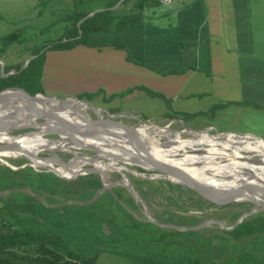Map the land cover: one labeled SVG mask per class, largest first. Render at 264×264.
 I'll return each mask as SVG.
<instances>
[{"label": "crops", "instance_id": "1", "mask_svg": "<svg viewBox=\"0 0 264 264\" xmlns=\"http://www.w3.org/2000/svg\"><path fill=\"white\" fill-rule=\"evenodd\" d=\"M174 7L163 17L135 24L117 34L123 41L125 36H131V43L138 39L143 53L157 59L153 65L132 56L127 60L124 49L112 46L77 44L70 49H55L71 51L69 77L80 84L72 89L75 96L66 97L102 89L92 99H98L107 112L117 115L129 113L120 109V101L146 98L151 104L149 110L163 115L166 98L171 109L178 112H203L193 118L204 123L202 129L238 132L264 140V0H187L184 4L175 3ZM105 33L104 37L116 35ZM178 40L189 44L171 45ZM47 51L42 89L49 86V79L66 69L58 60L48 62ZM127 64L139 66L127 69ZM175 69L182 72L164 73ZM144 87L161 96L149 95ZM126 89L127 93H118ZM110 94L112 97L107 100ZM128 95L134 97L125 99ZM64 105L70 106L68 101ZM75 105L80 110L85 108ZM213 106L216 108L210 116L207 112ZM132 115L139 119L138 113ZM145 119L154 122V117ZM257 148L264 151L262 146Z\"/></svg>", "mask_w": 264, "mask_h": 264}, {"label": "rangeland", "instance_id": "2", "mask_svg": "<svg viewBox=\"0 0 264 264\" xmlns=\"http://www.w3.org/2000/svg\"><path fill=\"white\" fill-rule=\"evenodd\" d=\"M39 0H0V41L1 37L5 34H8L15 28H21V38L24 40H28V42H24L23 44L15 43L11 44L9 48L4 52L0 53V60L3 62L7 61H18L25 58V56L29 55V48L34 44L44 43L47 40H53L58 36L65 26L66 22H62L60 20L61 16H65L71 13L75 8H78L76 3H73L74 0H52L42 15L38 18H35V4ZM65 1V2H64ZM98 1L88 3L87 7L94 6L97 4ZM117 5V4H116ZM121 7H124L121 5ZM91 8V7H90ZM160 10L163 11H171L174 9V4H167L163 3L160 7ZM95 10V9H94ZM51 11H55L53 14ZM162 19H165L162 18ZM46 27L45 33H40L39 29L42 27ZM106 31H95L92 32L88 37L90 39H97L100 37H104L107 35ZM129 37H124V41L119 37V39L128 47L126 43L130 45L128 49L130 57L136 59L137 61H147L148 64L153 63L157 60L150 59L143 53L142 43L140 41L135 40L134 43L130 42ZM28 48V49H27ZM125 50V49H124ZM126 51V50H125ZM48 62L50 61H59L60 65H63L66 69L62 74L59 72L58 77H53L49 79V86L42 90V95H53L56 98H64L66 96H75V92H73V88L77 85H80L78 82L71 80L69 77L70 74V59L71 51H57L55 49H50L47 51ZM132 53V54H131ZM30 56H28L29 58ZM27 59V58H26ZM25 59V60H26ZM133 66V67H132ZM130 66L127 64L126 68H135L137 65ZM1 67V63H0ZM1 74V72H0ZM136 75L135 81L136 82ZM42 83V82H41ZM56 83V84H55ZM128 83H126V86ZM53 87L55 88L53 90ZM134 95H128L125 99H132ZM78 98V97H77ZM85 100V99H83ZM149 99H145L142 101H128L125 102L124 100L120 101L121 106L120 109H126L129 113H119V115L107 112L104 104L99 102L98 99L94 98L87 102L91 103L92 105H99L98 113L103 118H111L113 121H119L127 126H132L135 128H140L141 126L148 125L154 127H165L166 129H152V127L145 128L147 133L155 134L157 138L162 143H174L176 142L175 134H179L182 139L193 138V136L189 133L190 130H201V127H204V123L200 120L193 119L190 122L183 123L180 120L176 119H161L162 115L161 112H157L154 110H149V106H151L150 102L147 101ZM69 103V107H77L81 103ZM84 106L83 104H81ZM81 106V107H82ZM85 107V106H84ZM51 108H55L52 106ZM85 111L88 112V115L91 119H96L97 114L92 112L89 108H85ZM133 113L139 114V119L137 116L132 115ZM208 114V113H207ZM70 115V114H69ZM72 116V115H70ZM147 117H154V122L147 121L145 119ZM201 118V117H200ZM34 122L40 124L41 122L39 119H34ZM28 125V124H27ZM34 124L30 125L33 126ZM10 129V130H9ZM7 132L20 137V138H39L45 139L48 141L57 140L59 137L57 134L53 133H42L38 128H9ZM204 129V128H203ZM208 131L206 134H211L215 136L217 132L216 129H212L207 127ZM46 131V130H44ZM167 133H162V132ZM157 132V133H156ZM161 132V133H160ZM198 133V132H197ZM196 134V133H195ZM239 136H234L236 139ZM1 142V141H0ZM4 143V142H3ZM6 144V143H4ZM65 145V144H59ZM104 148L107 150H113L112 146L107 145V143L103 144ZM247 146V145H245ZM196 147H202V145H195L192 147H186V150L193 151ZM204 147H207L204 146ZM10 148V147H9ZM9 148L0 150V153L7 154L5 156L0 155V159L7 162V166L11 167L12 169L20 168L25 166L24 164L29 161L27 158L30 159L29 166L31 165L37 171L46 170V167L39 165L38 162H34L30 156H27L26 153L23 152H16L13 155H8ZM71 151H50V150H40L38 155L47 156L49 160L48 165L54 168H60L59 162H57L58 157L60 161L67 162L64 165H68V167L72 166V159L75 155L85 158H91L95 162H101L102 164H109L112 163L114 165L123 166L125 178L128 183L138 192L142 203L135 200L133 197V202L130 201L131 197L123 192V197L121 199L112 198V193L110 191V187L112 185L111 182L115 181V175L117 171L113 169H98L100 172L97 173L100 176L102 183H109L107 186H104L100 190H98L92 200L96 199L99 195L100 191L103 192L101 199L107 205V207L113 209L115 211L116 217L110 216L109 211L106 207H102L100 211L103 212L104 217L99 215L95 216L94 227L96 233L92 232L88 225H82L80 218H77L76 221L78 223L75 226V230L79 231V235L77 236L76 233L73 236L74 239L78 241H82L84 244V239L92 238L94 242V247H103L101 253L99 254L97 261L95 264H135L136 261H132L130 257H134L136 253H150L152 252L157 258L163 259V264H175L176 258H180L179 264H209L210 261L213 263L216 262H224L227 259V256L231 254H236L237 248L229 249L225 248L224 246V238L222 235H216L215 233H220L219 230L223 229L224 227L231 226L230 224L239 216L253 205V202L249 200H236L231 202L228 206L236 210H229L224 206H220L215 204L214 202L202 197L193 189L189 188L188 186L174 183L163 176H159L157 171L154 170H145L139 171L137 170L136 165L134 164H125L124 162H119L112 159H107L103 156L97 155V153L92 152L89 149L85 148H74L68 147ZM264 150V148H263ZM264 154V151H261ZM245 157L259 159L262 158L261 155L257 154L254 151H242ZM27 158H25L24 156ZM105 156V155H104ZM264 157V155H263ZM25 158L26 162L21 165L16 166L15 161ZM129 159L128 157H125ZM225 156H217L215 161L217 160H224ZM71 162V163H70ZM0 163H2L0 161ZM4 164V163H2ZM72 171L74 172H85L87 171L86 168L90 167V164H80L77 166H72ZM129 169V171L126 170ZM133 171V172H132ZM244 171H250L249 169H244ZM141 172V173H140ZM118 173V172H117ZM142 175V176H141ZM119 180V179H118ZM191 189L193 192H190ZM132 196V195H131ZM202 197V199L200 197ZM249 196H253L250 194ZM242 197V196H240ZM49 199V205H53L55 203H60L56 199ZM84 201H87L86 199ZM91 200L85 202L88 203ZM227 201V200H226ZM78 202V201H77ZM79 204L83 202H78ZM135 204H138L137 206ZM144 207L149 214V217L153 220L152 224L158 223V225L162 230L156 229L154 226H151L146 223L144 219L147 218L144 216ZM262 211V210H261ZM44 212L46 214H51L50 209H45ZM135 217L137 220L142 221V225L131 228L130 226H126L125 223L129 220L130 216ZM194 218L196 223L201 224L203 220L211 221L205 226H201L199 228L193 229V231L180 230V227L190 228L196 225H191L192 222L190 221V225H188V218ZM247 217V216H246ZM244 217V218H246ZM243 218V219H244ZM217 221H220L219 224ZM155 222V223H154ZM157 225V224H156ZM85 227V228H84ZM179 227V228H178ZM220 228V229H219ZM175 229V230H173ZM225 229V228H224ZM193 232V233H192ZM127 235L126 239L120 240L116 243H107L104 242L105 239H112L121 237L123 235ZM215 234V235H214ZM211 235L212 241L219 240V242H210L207 241ZM222 239V242H221ZM209 240V239H208ZM249 240L248 237H243L237 243L245 244V242ZM223 243V244H222ZM113 246L116 248V255L115 257L112 256L113 254L109 252V249L106 247ZM117 250L121 253V257H118ZM91 251V250H90ZM89 250L86 252L89 253ZM261 250L255 249L254 252L260 253ZM131 253V255H129ZM169 256L171 258L167 257ZM173 257V258H172ZM176 257V258H174ZM197 259H196V258ZM205 257V261H202L200 258ZM196 259V261H195ZM216 261V262H215Z\"/></svg>", "mask_w": 264, "mask_h": 264}, {"label": "trees", "instance_id": "3", "mask_svg": "<svg viewBox=\"0 0 264 264\" xmlns=\"http://www.w3.org/2000/svg\"><path fill=\"white\" fill-rule=\"evenodd\" d=\"M52 0H39L35 4V18L42 15L48 4ZM98 1L94 6L87 7L88 3ZM187 0H170L169 2L186 3ZM65 2V1H64ZM78 8L67 15L61 16L60 20L66 22L62 32L53 40L44 43L34 44L29 48V55L22 60L4 62L2 76L0 74V90L7 87H21L28 94L34 95L42 92L41 74L45 61V52L50 49H70L77 44H84L92 47L112 46L126 50V58L130 60V54L126 45L117 35L122 30L132 27L139 23H149L152 19L165 16L169 11L160 10L164 0H74ZM117 4V5H116ZM123 5L124 7H121ZM94 9L96 11H94ZM91 15L87 14L93 12ZM55 11H51L53 14ZM160 12V14H158ZM157 15V16H156ZM109 31L114 36L100 37L89 40V35L95 31ZM46 27L39 29L40 33H45ZM28 42L21 38V28H15L8 34L1 37L0 53H4L11 44H23ZM188 42L182 40L173 41V46H185ZM27 48V49H28ZM32 56L25 66V59ZM1 69V67H0ZM182 69L167 70L164 73H181ZM8 73V74H7ZM141 87V86H140ZM146 92L152 96H161L160 93L144 87ZM129 89L123 90L121 95L127 93ZM102 92V89L95 92H82L77 95L79 99L91 100L94 96ZM112 94L106 97L111 99ZM43 98V97H40ZM167 109L162 115L165 119H178L183 123L201 115L203 112H178L171 109L168 99L164 98ZM213 106L207 113L211 116L215 111ZM251 144V143H250ZM245 146V145H244ZM253 143L245 146V151L255 149ZM34 162L48 164V158H37L38 153H30ZM42 157H47L43 156ZM26 162L25 158L15 161V165ZM139 171L144 169L137 167ZM66 178L60 177L51 171H37L29 165L12 169L0 163V264H95L103 247H94L92 238L78 241L73 236L79 235L75 230L80 218L82 225H88L89 229L96 233L94 227L95 216L103 215L100 211L106 207L110 216L116 217L113 209L107 207L102 201L103 192L100 191L96 199L92 200L95 193L101 188L102 181L97 173L74 175L62 169L57 170ZM115 180L120 178L119 173H114ZM112 198L121 199L123 192L131 197V194L120 185L110 187ZM190 192L195 193L191 189ZM200 197V196H199ZM56 199L60 203L49 205V199ZM202 199V197H200ZM91 200L88 203L84 200ZM83 202L79 204L78 202ZM136 206L138 204H135ZM50 209L51 214H46L45 209ZM101 217H104L101 216ZM147 224L162 230L158 225L144 219ZM188 225H196V219L188 218ZM196 220V221H193ZM205 220L201 221L204 222ZM233 221L230 225H232ZM126 226L136 228L142 225L141 220H137L132 215L125 223ZM190 225V226H191ZM85 228V227H84ZM220 229V228H219ZM175 230V229H173ZM193 231V229H188ZM176 231V230H175ZM220 233L224 238L225 248L235 249L236 254H229L226 261L209 264H264V210L248 215L231 229H221ZM192 232V233H193ZM214 234V235H215ZM248 237L245 244H238L241 238ZM127 235L117 238L105 239L104 242L116 243L126 239ZM209 239V240H208ZM212 243L211 235L206 238ZM222 242V239H221ZM222 243V244H223ZM113 245V244H112ZM115 257L116 248L106 247ZM255 249L261 250L260 253L254 252ZM87 250H91L87 253ZM118 257L121 254L118 250ZM131 255V253L129 254ZM129 258L136 261L135 264H163V259L157 258L152 252L136 253ZM132 256V255H131ZM117 257V255H116ZM169 257V256H167ZM170 258V257H169ZM173 258V257H172ZM176 258V257H174ZM196 258V257H195ZM197 259V258H196ZM195 259V261H196ZM205 261V257L200 258ZM180 258H176L175 264H179ZM171 261V258H170ZM186 264V263H185Z\"/></svg>", "mask_w": 264, "mask_h": 264}, {"label": "bare ground", "instance_id": "4", "mask_svg": "<svg viewBox=\"0 0 264 264\" xmlns=\"http://www.w3.org/2000/svg\"><path fill=\"white\" fill-rule=\"evenodd\" d=\"M38 97V100L34 102L35 105L54 110L55 113L58 114L57 117L67 122L66 124H69L71 121H76L79 124H89L91 118L89 117L88 112H86L84 109L89 108L92 112L96 111L92 110L91 107L87 106V104L74 99L68 100V102L81 103L85 106V108L81 110L75 107L69 108L68 106L64 105L67 101H65V103L63 104H60L56 101L51 102L44 100V98H40L43 97V95L38 94ZM25 102L26 100L20 98L19 96H16L15 103H0V141L7 143L10 146L8 155H13L16 152L36 154L40 150L45 149L50 151H71V149L68 148L71 146V142L65 137L48 141L39 138H20L7 132V129L11 127L38 128L42 133H48L50 129L53 128L50 121H47V123L44 124H38L33 121L35 119L33 117H28L26 114L22 115L19 113H14V109L12 108V106L15 105L19 107L20 110H23V104ZM52 106H55V108H51ZM69 114L72 116H70ZM32 124L34 125L30 126ZM147 127L150 128L152 126H141L136 130V134L133 135V137L137 138L144 144V146L148 150L149 155H151L155 159L161 160L162 162H166L168 164L184 169L194 178L202 182L218 186H236L245 180L251 179L246 171H244V169L246 168L250 169L251 172L253 171L257 174L264 173V154L257 148V146H262V148H264V142L261 139L255 137H247L244 135L239 136L235 139L232 134H226L222 137L220 135L213 136L206 134V132H199L196 133L193 138L188 139H182L179 134H175L174 139L176 140V142L162 143L155 134L153 135L152 133H147L145 131V128ZM155 128L166 129L165 127H152L153 130H155ZM162 133L165 134L167 132L164 131ZM83 143L87 146L91 144L93 146H96L97 148H100V154L107 156V159L124 162L125 164H129L136 158H138L134 147L129 144L124 138H114L97 134L92 138L83 139ZM104 143L112 146L113 150L105 149L103 146ZM250 143L252 145L253 143L256 145V149H252V151L261 155L262 160L260 163L249 161L243 155L242 151L245 150L243 145H251ZM59 144L65 145L57 146ZM197 144L202 145V147H196L193 149V151L186 150V147L189 148ZM206 145L207 147H204ZM0 155L5 156L7 154L0 153ZM221 155L225 156V159L215 161V158ZM54 157L57 158V162H59L60 168H54L52 166H49L48 164L40 165H45L47 167L55 169L56 171L62 169L71 173H77L72 171V166H77L83 163L90 164L97 170H106L109 168L122 171L125 168L123 166H119V164H102L101 162L92 161L88 157L82 158L77 155L73 157L72 163L70 162L72 166L68 167V165H64V163L60 161L58 157ZM125 157H128L129 159H126ZM31 158L33 159L34 157L32 156ZM138 162L142 165H145L141 160H138ZM127 169L128 168H126V170ZM127 171H129V169ZM242 196H244V194Z\"/></svg>", "mask_w": 264, "mask_h": 264}, {"label": "water", "instance_id": "5", "mask_svg": "<svg viewBox=\"0 0 264 264\" xmlns=\"http://www.w3.org/2000/svg\"><path fill=\"white\" fill-rule=\"evenodd\" d=\"M96 11V10H94ZM91 12L87 14L86 16L91 15ZM29 58L25 60V63L23 66L26 65V63L29 61ZM1 63V75L4 76L6 74L3 73V66L4 63L0 60ZM8 74V73H7ZM38 94L42 95L41 93H36L34 95L28 94L23 88L21 87H7L2 90H0V103L6 102L11 104L15 103L16 96H19L20 98L26 100V102L23 104L24 108L23 110H20L19 107L13 105L12 108L14 109V113H19L22 115H27L28 117H33L36 119H39L41 122L40 124L47 123V121H50L52 123V129H50V133L57 134L59 137L57 139H61V137L67 138L71 142V147L74 148H85L89 149L92 152L97 153L98 157L103 156L105 158H108L107 156L100 154V148H97L96 146H93L89 144L88 146L83 143V139L86 138H92L93 136L97 134H101L103 136L108 137H114V138H124L127 140L129 144H131L134 147L135 152L137 153L138 158H136L134 161H132L129 164H134L144 170H154L158 172L159 176H163L167 178L168 180L182 184L185 186H188L189 188L196 191L198 194H200L202 197L214 202L217 205L224 206L229 210H236L232 208L231 206H228L233 201H240V200H249L253 202V205L248 210L244 211L236 221L228 227H224L225 229H231L235 225H237L240 221L243 220L244 217L251 215L253 213L259 212L261 210H264V173L263 174H257L255 172L246 171L249 177L251 179L245 180L241 182L240 184L236 186H218L213 184H208L205 182H202L200 180H197L194 178L191 174L186 172L184 169L179 168L177 166L168 164L166 162H162L161 160L155 159L151 155H149L148 150L144 146L142 142H140L137 138H134L133 135L136 134V130L138 128L127 126L119 121H113L111 118H103L98 113V108L91 103L87 102L86 100L79 99L77 97H66V98H55L53 96H47L43 95L44 100L51 101V102H58L60 104L65 103V101L68 100H77L84 104H87V106L91 107L92 110H96L97 118L96 119H90L89 124H79L78 122H70L69 124H66L67 122L61 120L59 117H57V113H55L54 110L47 109L46 107L37 106L34 104L36 100H38ZM12 128V127H11ZM208 129L204 128L201 130H190L189 133L193 136L195 133L199 132H207ZM226 134H232V136H247V137H255L252 135H247L243 133H236V132H216L215 136H225ZM211 135V134H209ZM261 139V138H258ZM263 142L264 140L261 139ZM10 146L6 143L0 142V150L9 148ZM24 156V155H22ZM149 156V157H148ZM27 158L26 156H24ZM37 158H48V157H42V156H36ZM29 161L30 159L27 158ZM247 160L253 161V162H261L262 158L254 159L246 157ZM90 160H92L90 158ZM138 160H141L142 163L145 165H142L138 162ZM2 163L5 165H8L6 161L0 159ZM27 161L24 165H29L31 162ZM93 161V160H92ZM67 163V162H64ZM31 166V165H30ZM46 167L47 171H51L54 174L66 178L67 176L59 174L55 169L47 167L45 165H42ZM15 169V168H13ZM87 171L85 172H77L74 175L79 174H86L90 172H97L100 171L94 168V166L90 165L89 168H86ZM117 171L120 174L119 180H115L111 182V184H117L122 187H124L131 195L132 197L142 203L141 198L138 194V192L128 183V181L125 179V173L123 170L113 169ZM141 173V172H140ZM142 176V175H141ZM109 183H102L101 188L104 186H107ZM100 188V189H101ZM99 189V190H100ZM246 191V192H245ZM244 194V196H242ZM250 194H253V196H249ZM242 196V197H240ZM227 200V201H226ZM143 204V203H142ZM144 216L147 218L148 221L153 222V220L149 217V214L147 213V210H145L144 207ZM211 221H204L199 225H196L194 227L185 228V227H178L180 230H186V229H195L199 228L201 226H205ZM219 224L220 221H217ZM155 223V222H154ZM157 225H161L158 223H155Z\"/></svg>", "mask_w": 264, "mask_h": 264}]
</instances>
